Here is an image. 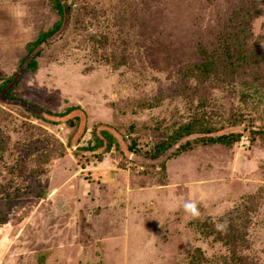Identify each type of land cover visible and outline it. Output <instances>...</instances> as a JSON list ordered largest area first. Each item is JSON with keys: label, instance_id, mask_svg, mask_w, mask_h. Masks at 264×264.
Returning a JSON list of instances; mask_svg holds the SVG:
<instances>
[{"label": "rangeland", "instance_id": "1", "mask_svg": "<svg viewBox=\"0 0 264 264\" xmlns=\"http://www.w3.org/2000/svg\"><path fill=\"white\" fill-rule=\"evenodd\" d=\"M234 2L0 0V264H264V65L186 70L235 33Z\"/></svg>", "mask_w": 264, "mask_h": 264}, {"label": "trees", "instance_id": "2", "mask_svg": "<svg viewBox=\"0 0 264 264\" xmlns=\"http://www.w3.org/2000/svg\"><path fill=\"white\" fill-rule=\"evenodd\" d=\"M226 1L227 3L231 2V0ZM52 2L54 10L57 11L59 15L63 16L66 12V8L61 3V0H52ZM262 2H264V0H235L233 3V9L230 10L228 18H226L230 24L233 23L235 33L219 40L218 44L212 48V50L201 48L199 60L186 68V70L188 69V76L242 75L247 69L251 70L253 67H258L261 64L264 65V50L259 48V44L256 40H253L252 36L254 35L250 31L251 22L259 17L256 12V8L258 7L256 5H259ZM60 25V23L56 24L48 32L41 33L35 42L28 44L27 50L29 55L52 38L59 31ZM31 66L32 68H35V60H32ZM7 86V82L0 84V96ZM200 122V118H196L179 127L169 140L157 147V150L155 151L156 154H152L150 157L152 159L158 158L161 154L172 148L180 139L195 134L206 133L203 129L204 125L200 124ZM227 140V135L217 138L208 136L203 138L202 142H219L226 144L228 143ZM228 226L229 229L235 228V226ZM231 233L234 234V240L228 233L225 234L228 242H238L239 238L237 236V230ZM239 237L240 240L244 241L243 236Z\"/></svg>", "mask_w": 264, "mask_h": 264}, {"label": "clouds", "instance_id": "3", "mask_svg": "<svg viewBox=\"0 0 264 264\" xmlns=\"http://www.w3.org/2000/svg\"><path fill=\"white\" fill-rule=\"evenodd\" d=\"M178 206L182 208L185 214H187L190 217L194 218L199 216L197 202L191 198L188 199L179 198Z\"/></svg>", "mask_w": 264, "mask_h": 264}]
</instances>
